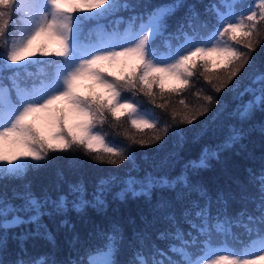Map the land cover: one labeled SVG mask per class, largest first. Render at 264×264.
Here are the masks:
<instances>
[{"label":"snow or ice","instance_id":"obj_1","mask_svg":"<svg viewBox=\"0 0 264 264\" xmlns=\"http://www.w3.org/2000/svg\"><path fill=\"white\" fill-rule=\"evenodd\" d=\"M144 7L134 0H0V253L6 250L5 234L13 230L22 229L17 236L24 239L38 235L54 240L45 217L105 206L115 183L111 177L100 178L89 195L83 181L69 180L61 169L52 187L35 191L27 174L53 165L58 159L53 154L83 151L97 163L119 165L131 159V144L155 143L177 131L179 113H171L172 123L162 120L154 110L140 107L134 99L138 93L162 110L173 96L181 97L179 104L189 111L180 123L192 124L219 103L203 88L193 93L200 101L197 107L183 98L203 77L214 93L231 84L230 91L248 95L247 103L236 108L238 120L264 112V68L250 64L252 53L264 44V0L245 9L239 0H220L205 6L203 20L184 0L141 11ZM181 8H187L184 22L169 32V18ZM246 65L253 73L248 83L243 77L233 83ZM116 66L121 71L110 70ZM219 69L227 73L224 79ZM124 121L137 132L151 130L153 136H127L131 144L110 146L103 126L119 128ZM240 136L241 130L233 128L223 144L206 148L175 177L126 174L118 194L122 198H150L157 190L168 194L152 209L165 225L157 239L167 241L166 247L142 231L138 241L143 243L128 264H264V166L258 173L250 170L236 190L214 198L192 176ZM14 181L19 184L9 194ZM233 203L240 206L234 214ZM68 224L61 220L62 226ZM100 238L101 246L73 264H120L119 229L103 231ZM13 264L54 262L21 249Z\"/></svg>","mask_w":264,"mask_h":264},{"label":"trees","instance_id":"obj_2","mask_svg":"<svg viewBox=\"0 0 264 264\" xmlns=\"http://www.w3.org/2000/svg\"><path fill=\"white\" fill-rule=\"evenodd\" d=\"M211 1L203 0V3L200 4L199 0H184L188 6L197 9L199 12L203 11L205 6L212 4ZM134 2L145 6L148 3H167L169 0H134ZM186 13L187 8H181L175 13L171 23L172 31L176 30L178 24L184 22ZM252 63L256 68H264V44L257 46L255 52L252 53L250 64ZM218 71L219 78L224 79L227 73L223 69ZM252 74V71L246 65L240 74L234 78L233 83L243 77V83L247 84ZM197 88H203L205 93L216 96L219 103L211 111L198 117L192 124L180 123L183 115L189 111L179 104L178 101L181 97L173 96L168 109L162 110L152 105L147 96L142 95V99L146 102L144 109L154 110L162 120L172 123L171 113L173 111L179 113L176 118L177 131L172 132L170 130L168 135L155 143L131 144L127 136L134 135L136 139H149L153 136V132L148 129H145L143 133L137 132L126 121L119 128L110 127L109 124L104 125L103 130L107 133L106 139L110 142V146L131 144L130 160H125L119 165H110L93 161L83 151H78L75 154L57 153L53 154L58 157L53 165L48 168L32 170L27 174V180L31 181L33 189L37 192L52 187L56 181L57 172L61 169L64 170L69 180H81L86 186L92 187L93 190L100 178L111 177L115 179L113 185L117 187L113 190L114 193L105 196L107 206L103 208L95 207V210H92L87 216L81 212H70L67 216L73 222H69L68 226L61 225L63 219L56 223V226L60 228L61 238L66 240V248L63 256L58 258L55 264H73L75 254L73 238L80 231L84 237H88L94 231L103 232L116 227L120 233H129L126 242L130 251L134 252L140 243L138 236L142 231L148 234L150 231L154 232L155 228L162 227V222L158 221L152 209L157 201L166 198L168 194L163 193V196L159 197V194L155 193L151 198L143 199L136 198L137 195L128 194L122 198L118 195L121 190L120 181L126 174L142 176L145 172H151L161 175L182 170L190 161L198 159L203 149L207 147L215 149L216 146L223 144L233 128L241 130L239 142L231 146H225L219 153V158L209 160V167L202 169L199 175H192L193 180L197 182L196 179L205 177L210 178L211 183L215 185L223 182L215 190L207 184L209 180L198 181L205 186L214 198V194L217 192L227 191L226 183L230 179L232 183H234V180L237 183H245L250 170H255L258 173L261 167L264 166V112L257 110L250 120H238L235 114L236 108L241 103H247L248 95L238 94L235 89L230 91L231 84L220 93H214L207 82L203 80V77L199 78L196 87L182 94L190 107H197L200 103L193 95ZM160 102V97L157 96V103ZM217 108L219 111H217ZM69 157L71 159H68ZM18 184L19 181L9 184V194H11L12 188ZM239 207H236L234 212ZM178 213L180 214L179 210ZM46 224L52 231L54 228L52 224L47 221ZM22 237H18L17 233L13 232L5 234L6 250L0 253V261L7 259L13 253L20 252L21 249L35 253L37 249L34 248H39L43 239H45L33 235L25 239L27 242L23 244Z\"/></svg>","mask_w":264,"mask_h":264},{"label":"rangeland","instance_id":"obj_3","mask_svg":"<svg viewBox=\"0 0 264 264\" xmlns=\"http://www.w3.org/2000/svg\"><path fill=\"white\" fill-rule=\"evenodd\" d=\"M219 72V71H218ZM204 150L205 149H203L202 151L204 152ZM233 184H235V185H237L238 183H237V181L236 180H234V183ZM121 197V196H120Z\"/></svg>","mask_w":264,"mask_h":264}]
</instances>
